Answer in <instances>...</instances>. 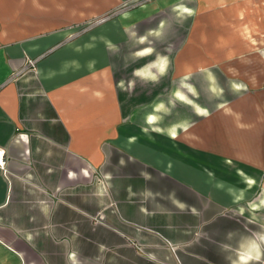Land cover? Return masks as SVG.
<instances>
[{"label": "crops", "instance_id": "0c3cea01", "mask_svg": "<svg viewBox=\"0 0 264 264\" xmlns=\"http://www.w3.org/2000/svg\"><path fill=\"white\" fill-rule=\"evenodd\" d=\"M123 1L0 0V264H232L264 233V207L250 208L264 200L260 94H240L233 109L219 107L217 97L211 108L195 103L172 112L164 128L170 148L179 140L209 149L215 135L239 186L221 178L209 184L213 174L191 170L184 156L166 159L147 135L159 130L156 113L130 104L112 29L93 26ZM157 4L195 10L185 13L182 42L163 54L174 81L201 75L209 85L201 69L229 68L230 59L237 69L230 74L249 83L263 76L264 0ZM128 12L116 18L129 20ZM145 49L135 54L152 55ZM156 57L132 70V81L159 77ZM198 108L209 115L191 124L187 112ZM185 123L192 126L171 138ZM250 264H264V255Z\"/></svg>", "mask_w": 264, "mask_h": 264}, {"label": "rangeland", "instance_id": "374dc122", "mask_svg": "<svg viewBox=\"0 0 264 264\" xmlns=\"http://www.w3.org/2000/svg\"><path fill=\"white\" fill-rule=\"evenodd\" d=\"M157 1L158 0H124L122 3H119V5H115L113 7L114 9L110 12L98 16L96 20H94L96 25L93 26L96 27L97 30H105L106 28L112 29V43L116 46L114 47V59L116 60V64H118V70L125 76H129L130 104L132 102H137L139 108L143 107L145 111L152 108L151 110L156 113L157 120L153 123L152 128L159 130L147 135L153 137L156 141L155 143H161L162 153L167 154L166 159H171L178 163L179 159H181L180 157L184 156L182 159H186V166L191 168V170L199 172L208 171L213 174L209 177V184H211L214 178H221L224 179L226 183L239 186V180L232 173L231 156L226 154L223 155V148L221 149V147L216 148L215 145L213 146V144L217 142L215 135H210L209 149L204 146H195V144L190 146L179 140L175 141L177 143H174V148H170L164 138V128L171 120H174L175 116H172V112L175 113V111H177L178 114L180 113V115H182L187 108H191L195 103L211 108L216 97L218 99L215 101V104H224L223 106L233 109L234 105L232 103L234 102V98H237L242 93L255 92L261 96H257L260 97L256 99L257 104H264V69L257 70L259 76L263 75L257 78V83H249L248 80L243 78L244 74L241 77L230 74L237 70L233 67V59H230L228 63L229 68H205L213 72L216 78L215 87L223 89L222 94L219 96L212 91L213 84L210 83L208 85L207 82L203 81L204 79L201 80V75H198L199 79L197 80L191 78L184 81L183 78H178L177 82L172 79L169 73L160 77L158 82L141 77L132 81L131 71L142 66L144 62H148L147 60L150 56L153 54L157 56L158 53L162 55L172 53L174 48L178 47L179 42H182L184 38V32L189 23V19L186 18L185 14L181 15L180 11L176 9L174 5L169 4L160 6L157 4ZM121 11L124 12V15L126 12L129 13L128 11L133 12L132 18L129 20L117 19V14ZM161 22L164 23L163 29H159ZM87 23L89 25V23H92V20L89 22L82 21L74 26L84 28L88 26ZM157 29L161 31L159 37L148 35L150 31ZM141 35L147 36V40L143 43L138 40L142 37ZM144 47L154 49L152 55L139 56L135 54ZM121 68L123 69L120 70ZM241 70L247 74L250 69ZM233 82L243 83L246 85V89L235 92L231 87ZM190 86L192 87L191 90ZM175 90L182 91L187 99L182 100L177 98L174 95ZM156 103L158 104L157 107L154 106ZM187 114L186 116L191 119V124H197L203 117L194 112H187ZM145 126H147V124H145ZM157 132L159 134H157ZM236 135V133H233V137L231 136L232 140ZM197 145H200V143H197ZM226 150L228 149L226 148ZM244 150L248 151L247 148ZM172 161L171 164L169 163L170 166L175 170L176 168L180 170V165L172 164Z\"/></svg>", "mask_w": 264, "mask_h": 264}, {"label": "clouds", "instance_id": "9594fccd", "mask_svg": "<svg viewBox=\"0 0 264 264\" xmlns=\"http://www.w3.org/2000/svg\"><path fill=\"white\" fill-rule=\"evenodd\" d=\"M185 13H187L188 15H194L195 14V10L194 9H189L186 6L181 7L180 8V14L183 15ZM163 27H164V23L161 22V24L159 26V29H163ZM159 29L150 31L148 33V35L159 37L161 35V31ZM145 40H147V36L140 37V42L141 43H143ZM144 51H147L149 54H151L152 52H154V49L149 48V49H146ZM151 63L157 65L158 71H159V77H163L164 75L167 74V69L170 66V59H169L168 56H166V55H157L156 60L152 61ZM137 71H139V70H135L134 74ZM201 71L206 72L208 80L212 82V84H213L212 91L217 96L221 95L222 92H223V89L215 87L216 78H215L214 74L208 69H201ZM159 77L154 76L153 77V81L154 82H158ZM188 79H189V77H187V76L183 78L184 81H186ZM231 87H232V89L235 92H239L242 89H246V85H244L243 83H235V82H233L231 84ZM174 95L179 97L180 93L176 92V93H174ZM219 107H223V105H219ZM196 114L197 115H201V116H207V115H209V112H208L207 109L198 108L196 110ZM148 122L151 123V120L149 119ZM191 126L192 125L185 123V124L180 125L178 127H173L170 130L169 135H170L171 138L175 139V138H177L178 131L180 129L186 131L188 129V127H191ZM260 207H264V200H261L259 205L250 204V208L253 211L258 210ZM241 211H243V209ZM256 237L257 238L250 240V243L248 244L246 250L242 254H239L237 259L232 261V264H250L251 261H260L261 260L262 255H264V253H262V251H261V246L264 245V233H257Z\"/></svg>", "mask_w": 264, "mask_h": 264}, {"label": "built area", "instance_id": "2783aa9c", "mask_svg": "<svg viewBox=\"0 0 264 264\" xmlns=\"http://www.w3.org/2000/svg\"><path fill=\"white\" fill-rule=\"evenodd\" d=\"M104 19V18H103ZM101 19V20H103ZM27 64H30L31 66H33L34 64V60L33 59H28ZM5 164V150L3 148H0V165L3 167Z\"/></svg>", "mask_w": 264, "mask_h": 264}]
</instances>
